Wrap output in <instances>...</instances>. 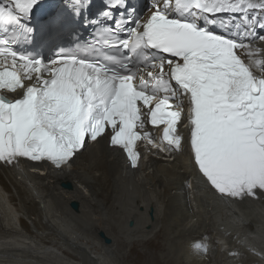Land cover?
<instances>
[{
    "label": "snow or ice",
    "instance_id": "snow-or-ice-1",
    "mask_svg": "<svg viewBox=\"0 0 264 264\" xmlns=\"http://www.w3.org/2000/svg\"><path fill=\"white\" fill-rule=\"evenodd\" d=\"M40 4L0 0V91L20 90L14 99L0 94V161L23 157L60 166L88 141L107 138L135 167L137 141L151 142L138 131L145 121L165 125L162 140L181 147L182 108L171 101L182 106L187 97L190 154L203 177L222 196L264 197V76L241 55L259 51L245 40H264L258 34L264 0H156L143 19L129 0H106L95 20L86 15L90 0H73L70 13H52L34 26ZM224 12L243 13L240 24L218 20L215 14ZM75 17L104 24V43L125 54L101 62L73 49L45 57L15 47L21 38L55 47ZM141 65L158 71L145 79Z\"/></svg>",
    "mask_w": 264,
    "mask_h": 264
},
{
    "label": "bare ground",
    "instance_id": "bare-ground-1",
    "mask_svg": "<svg viewBox=\"0 0 264 264\" xmlns=\"http://www.w3.org/2000/svg\"><path fill=\"white\" fill-rule=\"evenodd\" d=\"M130 170L106 139L68 171L2 166L0 264H120L127 247L149 242L159 250L138 252L143 264H264V197L227 204L186 150L174 158L150 150Z\"/></svg>",
    "mask_w": 264,
    "mask_h": 264
},
{
    "label": "rangeland",
    "instance_id": "rangeland-1",
    "mask_svg": "<svg viewBox=\"0 0 264 264\" xmlns=\"http://www.w3.org/2000/svg\"><path fill=\"white\" fill-rule=\"evenodd\" d=\"M151 242H149V243H147V245H145L144 247L142 246V245H131V247H127L126 248V257H124L123 258V260H122V258H120V261H121V263L120 264H124V262H125V264H143V260L141 259V253L140 254H138V252H140V251H143V250H145V249H147L148 247V249L150 250V251H156V250H159V248H158V246H155V245H157V244H152ZM148 245H150V246H148ZM147 246V247H146ZM135 247V248H134ZM146 247V248H145ZM137 248V249H136ZM152 248V249H151ZM131 249H132V251H131ZM134 250V251H133ZM119 251V250H118ZM124 251V250H123ZM121 253V252H120ZM127 253L129 254L128 256H127ZM57 260H61L62 259V257L60 256V257H57L56 258ZM139 260H141V261H139ZM131 261V262H130ZM137 261V262H136ZM62 262V261H61ZM139 262V263H138ZM150 264V263H149Z\"/></svg>",
    "mask_w": 264,
    "mask_h": 264
},
{
    "label": "water",
    "instance_id": "water-1",
    "mask_svg": "<svg viewBox=\"0 0 264 264\" xmlns=\"http://www.w3.org/2000/svg\"><path fill=\"white\" fill-rule=\"evenodd\" d=\"M62 186H63L64 188H66V189H72V184H71L70 182H63V183H62ZM70 206H71V208H72L73 210H75V211H79V204H78L77 201H73V202H71ZM150 215H151V217H152V216H153V213L150 212ZM133 225H134V222H133V221H130V226H133ZM104 234H105V233L102 232V233H101V236L104 237V240H105L106 243H110L111 240H110L109 238L105 237Z\"/></svg>",
    "mask_w": 264,
    "mask_h": 264
}]
</instances>
